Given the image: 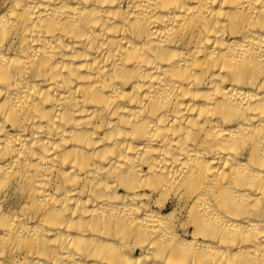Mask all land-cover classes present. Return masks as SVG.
<instances>
[{"label":"bare ground","instance_id":"bare-ground-1","mask_svg":"<svg viewBox=\"0 0 264 264\" xmlns=\"http://www.w3.org/2000/svg\"><path fill=\"white\" fill-rule=\"evenodd\" d=\"M0 264H264V0H0Z\"/></svg>","mask_w":264,"mask_h":264}]
</instances>
